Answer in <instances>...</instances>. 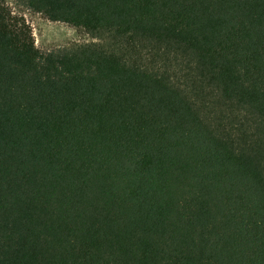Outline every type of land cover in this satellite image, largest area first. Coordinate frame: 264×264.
<instances>
[{
  "label": "trees",
  "instance_id": "obj_1",
  "mask_svg": "<svg viewBox=\"0 0 264 264\" xmlns=\"http://www.w3.org/2000/svg\"><path fill=\"white\" fill-rule=\"evenodd\" d=\"M16 2L99 42L0 0V264H264V0Z\"/></svg>",
  "mask_w": 264,
  "mask_h": 264
},
{
  "label": "rangeland",
  "instance_id": "obj_2",
  "mask_svg": "<svg viewBox=\"0 0 264 264\" xmlns=\"http://www.w3.org/2000/svg\"><path fill=\"white\" fill-rule=\"evenodd\" d=\"M6 2L16 15L23 17L31 26L36 47L43 53L72 48L80 44L99 42L91 40L88 36L67 25L48 21L43 16L21 6L16 0H6Z\"/></svg>",
  "mask_w": 264,
  "mask_h": 264
}]
</instances>
